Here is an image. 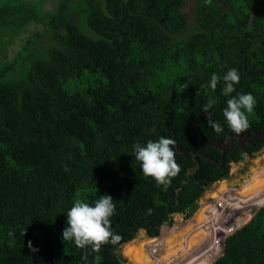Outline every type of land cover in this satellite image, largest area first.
Masks as SVG:
<instances>
[{"label":"trees","instance_id":"trees-1","mask_svg":"<svg viewBox=\"0 0 264 264\" xmlns=\"http://www.w3.org/2000/svg\"><path fill=\"white\" fill-rule=\"evenodd\" d=\"M48 1L0 0V28L19 33L44 24L16 57L54 42L22 79H7L8 66L0 67V264H93L97 253L62 239L77 199L94 205L105 193L114 197L118 244L142 229L159 236L174 213L195 212L205 191L230 176L232 159L244 157L238 140L229 141L233 132L223 115L231 96L255 97L243 134H264V0H196L191 17L188 0H53L51 9ZM230 69L240 82L224 96ZM213 74L220 77L216 90L202 88ZM209 99L216 101L210 111L221 133L202 111ZM161 136L176 141L181 168L167 188L145 176L134 158V144ZM221 142H228L224 151ZM263 146L264 136H257L244 149L253 156ZM253 175L259 180L264 166L244 183ZM195 220L206 223L195 234L187 224L177 232L164 227L160 249L153 250V238L122 249L135 264H189L193 246L206 239L207 254L190 255V264H210L214 240L225 236L213 264H264V205L243 225L206 205ZM28 241L39 251L32 253ZM116 245L102 246L101 264H124Z\"/></svg>","mask_w":264,"mask_h":264},{"label":"clouds","instance_id":"clouds-1","mask_svg":"<svg viewBox=\"0 0 264 264\" xmlns=\"http://www.w3.org/2000/svg\"><path fill=\"white\" fill-rule=\"evenodd\" d=\"M219 81L220 77L213 74L209 85H201V87L205 89L210 87L212 91H215ZM223 81V95L231 96V94L236 91L234 85L240 82L238 71L236 69H230L223 76ZM187 87L188 85L185 84L182 86L181 90ZM215 103L216 101L214 99H209L208 102L203 105L202 111L207 114V123L209 126L212 127L216 133H221L223 132V127L218 121L212 118L213 113L210 111ZM255 105V97L250 93H239L236 96H231V98L227 100V107L224 109L223 115L233 133L239 135L247 131L250 127L247 114L253 111ZM175 144L176 141L174 139L161 136L157 141L149 140L146 145L142 146L136 143L133 146L134 158L141 163L143 174L154 178L157 182V186L163 185L167 188L171 185L172 179L181 171L180 165L175 159ZM113 199L114 197L108 193L101 195L94 205L77 199L66 214L67 227H65L62 233L63 242L74 241L78 248H90L93 253H97L94 257L93 264H101L102 257L98 255V253L101 251L102 246L109 243L116 245L122 239L120 235L115 234L112 230L111 217L115 214L116 210ZM213 200H215V198ZM228 206L229 204H227V207ZM209 207L215 212L219 211L220 217L225 220L231 219L229 210H226L227 207L225 209L219 208V210L216 208L214 202L210 204ZM148 212L151 214L152 209H149ZM214 229L218 231L221 227L219 224L216 225V223H214ZM9 235H12V233L10 232ZM24 235H26V233H24ZM27 246L32 253L39 251L33 247L32 241H28ZM88 257L89 254L85 251L82 260L88 262Z\"/></svg>","mask_w":264,"mask_h":264},{"label":"rangeland","instance_id":"rangeland-1","mask_svg":"<svg viewBox=\"0 0 264 264\" xmlns=\"http://www.w3.org/2000/svg\"><path fill=\"white\" fill-rule=\"evenodd\" d=\"M53 3H55L53 0H49L45 5L46 8L51 9L53 7ZM184 9H185L186 14L189 17H191L193 14V11L195 10L194 0H188V2L185 4ZM192 20H194V17H192ZM43 27H44L43 23H40V22L39 23H33V24H30V26H28L27 31L23 30L19 33H17L16 30L12 31L10 29L7 30V28L6 29L0 28V30H1V32H0L1 33V39L0 40L2 43H4V45L2 46V43L0 42V67L8 66V71L6 72V75H5V77L7 79L18 80V79L24 78L28 74V71L30 70L32 63L34 62L32 60L37 58V57L42 56V55H40L39 52L42 50L47 51L49 47L54 45V42H52V43L50 42L49 44L45 45L44 47L30 48V49H28V51H30V53L26 52L24 54H21L20 57H16L21 52L25 51V48H26L25 46L28 43L27 39H28L29 35H31L33 33V31L35 32L39 28H43ZM39 38L44 39V35L40 36ZM8 39H12V40H8ZM36 44L38 46L40 45L37 42H36ZM234 138L238 140L237 146H238V148H241V149H242V145L244 146V144L246 142H248L246 135H242V134L237 135L235 133H232V135L229 137V141H232ZM217 145L220 149L223 150L228 145V142L217 143ZM263 156H264V146L262 147V149H260L258 152H256L255 155L251 156V155L247 154L243 157L242 160H240L238 162H236V161L232 162L230 176L226 179H223L222 181H219L218 183L217 182L214 183L212 186H210L205 191V193L199 199L198 209L203 205L204 206L206 205L208 207L213 202L216 203L215 200L217 198L218 199H225V200L229 201L228 202L229 206L226 208V210L227 209L229 210V214L231 216L232 222L237 223V225L245 224L252 217L251 213H250V209L254 206L264 205V184H263L264 181L262 180V178H264V175L258 176L259 180L256 179L257 177H255V175H253L252 176L253 178H251V180L249 182H247L246 184L244 183L245 182L244 179L246 177H250L255 168H262L264 166V157ZM261 157H263V158L260 159V162H258L257 160ZM255 180H258V182H255ZM259 181H260V183H259ZM218 186L221 189H217ZM213 190L215 191V196L212 194V193H214ZM218 193H220V194L218 195ZM214 198H215V200H213ZM194 218H195V212L194 213H187V212L174 213L171 221L168 223H165L167 225H170L171 227L166 226V228L175 230V232H177L179 230L178 228L180 226L187 224V226H190L189 229L193 228V232L189 231L190 234H192V233L195 234L196 230L199 227L205 228L204 225L206 223L205 222L203 224L201 223V225L196 224L198 221H196V220L194 221ZM204 218H205V220L208 219V217H204ZM216 225H218V224H216ZM163 228L161 229V233L158 237H162V240L164 241L165 237L163 235ZM221 231H222V229L218 230L219 233ZM144 232L147 235L145 229H142L137 233V235L133 239H131L127 243H129L133 240L139 241V240L144 239V238H147V239L151 238L148 235L147 236L139 235L140 233L143 234ZM171 234H173V233H171ZM158 237L157 236L153 237V239L158 238ZM175 237H173V239H175L177 241L178 239L185 238L187 236L182 235V236H179L176 238ZM224 238H225V236L223 238L219 237L218 240H214V242H213V244L217 245V248L219 247L221 249V251L225 247L221 244L222 242H224ZM148 241H149V239H148ZM203 241L205 243L204 245L201 246V244H199V242H196L197 246H193V249L191 250L192 254H190L192 257L199 256L198 259H200V257L203 254H207L205 252V250L207 249L206 239H204ZM219 242H220V244H219ZM152 244H153V242H152ZM185 246L188 247L186 244H185ZM214 250H216V248ZM221 251L219 254L222 253ZM114 253H115V255H117L118 257H120L122 259L124 264H135L134 261L130 260V257L125 255L124 250L122 249V246L116 248L114 250ZM152 254L154 255V253H152ZM219 254L217 255L216 258L219 257ZM190 255H188V259L190 260V263H192L191 259H190ZM185 256L186 255H183V256L175 255V260L177 258L182 259ZM151 257H153V256L151 255ZM185 259L187 260V257H185ZM197 260H195L193 264H196Z\"/></svg>","mask_w":264,"mask_h":264},{"label":"water","instance_id":"water-1","mask_svg":"<svg viewBox=\"0 0 264 264\" xmlns=\"http://www.w3.org/2000/svg\"><path fill=\"white\" fill-rule=\"evenodd\" d=\"M241 134L243 135V133H241ZM231 135H232V133L229 134V137H230ZM252 136H253L254 138L257 137V136L263 137L264 134H253ZM216 145H217V144H216ZM242 148H243V156L247 155L248 153H247V151L244 149V146H243V145H242ZM210 160L213 161V159H211V158H210ZM232 162H234L233 159H232ZM232 162H231V164H232ZM198 165H199V163L197 164V166H198ZM196 168H197V167L191 168V169H190V173H194L195 170H196ZM259 208H260V206H254V207H252V208L250 209L251 216L255 215V213L259 210ZM125 243H127V242H123V243H121V244L116 245V246L113 248V252H114V250H115L116 248H118V247L124 245ZM221 244H222L223 246H225V244H224L223 242H222ZM220 251H221V249L218 247V248L216 249L217 255L220 253ZM221 254H222V253H221ZM221 254H219V257L221 256ZM219 257H218V258H219ZM218 258L214 259L210 264H213ZM205 259H207V261L209 262V261L212 259V257H211V256H206Z\"/></svg>","mask_w":264,"mask_h":264},{"label":"built area","instance_id":"built-area-1","mask_svg":"<svg viewBox=\"0 0 264 264\" xmlns=\"http://www.w3.org/2000/svg\"><path fill=\"white\" fill-rule=\"evenodd\" d=\"M215 205H216V208L219 209H225L227 207V204H229L227 200L225 199H216L215 200ZM209 207V206H208ZM225 212V210H224ZM214 226V225H213ZM163 246V240H162V237H158V238H155V240L153 241V250H156L157 248H161Z\"/></svg>","mask_w":264,"mask_h":264},{"label":"flooded vegetation","instance_id":"flooded-vegetation-1","mask_svg":"<svg viewBox=\"0 0 264 264\" xmlns=\"http://www.w3.org/2000/svg\"><path fill=\"white\" fill-rule=\"evenodd\" d=\"M198 1V0H197ZM196 2V0H194V3ZM253 134H249V135H246L247 136V139L249 140L250 138H253L252 136ZM198 209L195 210V213L197 212ZM194 213V212H193ZM166 225V224H163L161 229L163 228V226ZM167 227H171L170 225H168ZM224 243V242H223ZM217 249V248H216ZM223 253V252H222ZM222 255V254H221Z\"/></svg>","mask_w":264,"mask_h":264},{"label":"crops","instance_id":"crops-1","mask_svg":"<svg viewBox=\"0 0 264 264\" xmlns=\"http://www.w3.org/2000/svg\"><path fill=\"white\" fill-rule=\"evenodd\" d=\"M166 226H168V225L166 224V225H164L163 227H166Z\"/></svg>","mask_w":264,"mask_h":264}]
</instances>
